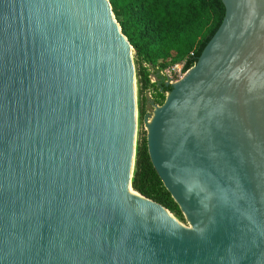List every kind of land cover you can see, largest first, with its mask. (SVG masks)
<instances>
[{"label":"water","instance_id":"95a60500","mask_svg":"<svg viewBox=\"0 0 264 264\" xmlns=\"http://www.w3.org/2000/svg\"><path fill=\"white\" fill-rule=\"evenodd\" d=\"M223 3L147 129L189 229L133 188L135 50L110 0H0V264H264V0Z\"/></svg>","mask_w":264,"mask_h":264},{"label":"trees","instance_id":"16d2710c","mask_svg":"<svg viewBox=\"0 0 264 264\" xmlns=\"http://www.w3.org/2000/svg\"><path fill=\"white\" fill-rule=\"evenodd\" d=\"M123 33L135 50L140 94L155 87L162 93L173 86L158 75L153 83L141 65L149 60L167 68L171 63L185 60L184 70H190L221 26L226 7L223 0H110ZM146 100L140 104L145 117ZM148 133L137 148L133 188L142 195L164 205L173 213L181 209L158 175L148 149Z\"/></svg>","mask_w":264,"mask_h":264},{"label":"rangeland","instance_id":"374dc122","mask_svg":"<svg viewBox=\"0 0 264 264\" xmlns=\"http://www.w3.org/2000/svg\"><path fill=\"white\" fill-rule=\"evenodd\" d=\"M135 65H136V99H137V105H138V115H137V134H136V143L137 148L142 140L143 137L148 133V124L152 120L153 116L155 115L156 110L164 105V103L167 101L169 97V93H162L160 90H156L155 87L150 88L144 92L143 95L140 94L141 91V85L138 81V65L136 63V56H135ZM176 64H180L182 66H185V60H180L177 63H171L167 68L161 69L158 64L153 63L149 60H142L141 65H143L146 68V73L149 75L151 81L153 83H157L158 81V75L168 77L169 73L167 72L168 69L175 66ZM187 72L183 70L182 76L184 77ZM175 75V74H173ZM182 78H180L181 80ZM179 80V81H180ZM142 99L146 100V114L145 117H141L140 115V104L142 102ZM174 217L183 225L188 226L191 228V223L187 217V215L181 211V214L177 215L170 211Z\"/></svg>","mask_w":264,"mask_h":264},{"label":"built area","instance_id":"2783aa9c","mask_svg":"<svg viewBox=\"0 0 264 264\" xmlns=\"http://www.w3.org/2000/svg\"><path fill=\"white\" fill-rule=\"evenodd\" d=\"M184 70V66L180 64H176L175 66L171 67L167 70L169 73L168 77H165L166 83L173 84L180 80V78H183L182 73ZM175 74V75H173Z\"/></svg>","mask_w":264,"mask_h":264},{"label":"bare ground","instance_id":"6f19581e","mask_svg":"<svg viewBox=\"0 0 264 264\" xmlns=\"http://www.w3.org/2000/svg\"><path fill=\"white\" fill-rule=\"evenodd\" d=\"M131 50H132V52L134 53V49H133V47L131 48ZM131 193H133L134 195H138L134 190H132L131 188H130V190H129ZM183 225V224H182ZM185 226V225H184ZM185 227H187V228H189L188 226H185ZM189 229H192V226H191V228H189Z\"/></svg>","mask_w":264,"mask_h":264}]
</instances>
